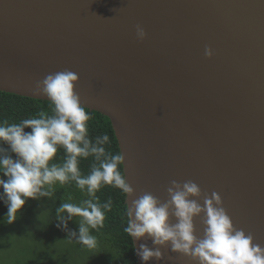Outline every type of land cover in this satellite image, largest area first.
I'll return each instance as SVG.
<instances>
[{"label":"water","instance_id":"water-1","mask_svg":"<svg viewBox=\"0 0 264 264\" xmlns=\"http://www.w3.org/2000/svg\"><path fill=\"white\" fill-rule=\"evenodd\" d=\"M64 70L112 123L127 205L193 181L264 247V0H0V92L51 102L37 83ZM161 251L147 264H197Z\"/></svg>","mask_w":264,"mask_h":264},{"label":"clouds","instance_id":"clouds-1","mask_svg":"<svg viewBox=\"0 0 264 264\" xmlns=\"http://www.w3.org/2000/svg\"><path fill=\"white\" fill-rule=\"evenodd\" d=\"M136 34L141 41L147 37L141 25L136 26ZM205 55L211 59L212 49L206 48ZM78 82V75L70 70L48 74L37 83L35 91L49 98L53 114L40 112L38 117L24 119L18 124H9L7 120L0 123V188L3 189L0 200L8 208L6 223L16 222L17 213L28 199L51 198V189L57 182L74 181L93 198L104 185L120 189L129 198L135 195L120 170L124 156L106 152L104 145L110 142L109 136H98L94 142L89 138L91 117L76 92ZM59 147L66 152L64 162L50 163ZM90 155L99 165H93L90 173L83 176L79 160ZM167 193L169 199L161 201L152 193L144 192L126 208L128 219L124 232L134 242L150 237L155 246L140 244L135 249L145 264L153 259L163 260L161 249L169 246L173 253L182 254L197 264H264V247L254 242L251 233L234 227L218 193L209 196L193 181L181 184L176 180L171 181ZM201 199L203 205L199 202ZM105 210H111V201L103 205L93 199L81 205L62 203L56 210V226L67 229L68 220L80 217L78 234L73 231L69 236L78 237L80 243L95 249L97 239L89 229L103 227ZM63 213H67V218ZM201 216L205 217V229L203 238H198L194 221ZM173 217L176 223L171 222Z\"/></svg>","mask_w":264,"mask_h":264},{"label":"trees","instance_id":"trees-1","mask_svg":"<svg viewBox=\"0 0 264 264\" xmlns=\"http://www.w3.org/2000/svg\"><path fill=\"white\" fill-rule=\"evenodd\" d=\"M87 111L91 117L88 121L89 138L94 142L96 137L107 134L110 142L104 145L106 152L109 154H121L110 119L98 112ZM40 112L52 115V103L0 92V123L7 120L9 124H18L24 119L38 117ZM25 131L31 132V129H25ZM65 158L66 152L64 148L59 147L57 156L50 163L62 164ZM93 165H99V161H96L95 157L90 155L87 159L80 158L79 168L81 174L87 176ZM120 170L125 176L123 164ZM51 190L53 195L51 198L46 197V203L49 204L48 209L53 219L57 218L56 210L62 203L81 205L83 201L93 199L94 202L98 201L103 205L111 201V210H105L103 227L89 229L90 234L97 239V247L95 249H89L80 243L78 237L69 236V233L73 231L78 234L79 222L81 221L78 216H74L67 221V229L63 227L58 229L59 239L57 241L50 240L43 234L45 242L52 243L54 247H58L57 250L53 251V255H50L55 259L54 264H139L133 239L124 232L128 219L126 215L128 206L126 194L116 187L104 185L95 193V198H93L88 195L86 189H79L74 181H69L65 184L57 182ZM62 215L67 218V213ZM58 241H61V244L66 246L65 252L61 255ZM47 255L49 254L45 253L44 257H47ZM55 255L59 256L56 257ZM45 264L48 263L46 262Z\"/></svg>","mask_w":264,"mask_h":264},{"label":"rangeland","instance_id":"rangeland-1","mask_svg":"<svg viewBox=\"0 0 264 264\" xmlns=\"http://www.w3.org/2000/svg\"><path fill=\"white\" fill-rule=\"evenodd\" d=\"M4 147L8 146L5 144ZM12 155L15 159V154ZM2 192L3 189L0 188V193ZM46 201V197L28 199L24 208L17 213L16 222L8 224L5 222L8 208L5 202L0 200V264H54L55 259L50 255H53V251L58 247L45 242L43 234L48 239L57 241L60 227L56 226L57 218H52ZM58 243L61 255L66 246L61 244V241ZM45 253L49 255L44 257Z\"/></svg>","mask_w":264,"mask_h":264}]
</instances>
